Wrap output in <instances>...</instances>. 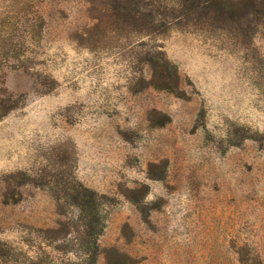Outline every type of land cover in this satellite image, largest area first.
<instances>
[{"label": "rangeland", "instance_id": "rangeland-1", "mask_svg": "<svg viewBox=\"0 0 264 264\" xmlns=\"http://www.w3.org/2000/svg\"><path fill=\"white\" fill-rule=\"evenodd\" d=\"M0 264H264V0H0Z\"/></svg>", "mask_w": 264, "mask_h": 264}, {"label": "trees", "instance_id": "trees-1", "mask_svg": "<svg viewBox=\"0 0 264 264\" xmlns=\"http://www.w3.org/2000/svg\"><path fill=\"white\" fill-rule=\"evenodd\" d=\"M18 97H15L12 94L5 96V98L0 99V117L4 116L9 110L17 107ZM95 251H92L91 256L88 259V264H96V259L94 255ZM105 260L104 264H129L131 258L117 250L114 247L104 248Z\"/></svg>", "mask_w": 264, "mask_h": 264}]
</instances>
